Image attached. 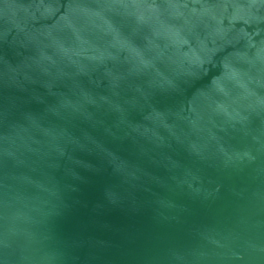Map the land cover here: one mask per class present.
<instances>
[{
	"label": "water",
	"instance_id": "95a60500",
	"mask_svg": "<svg viewBox=\"0 0 264 264\" xmlns=\"http://www.w3.org/2000/svg\"><path fill=\"white\" fill-rule=\"evenodd\" d=\"M0 264H264V0H0Z\"/></svg>",
	"mask_w": 264,
	"mask_h": 264
}]
</instances>
